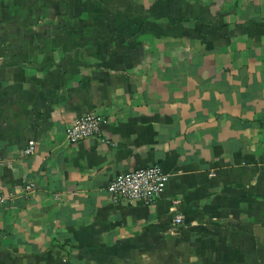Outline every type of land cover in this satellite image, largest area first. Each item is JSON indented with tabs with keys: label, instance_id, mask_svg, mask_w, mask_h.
Returning <instances> with one entry per match:
<instances>
[{
	"label": "crops",
	"instance_id": "crops-1",
	"mask_svg": "<svg viewBox=\"0 0 264 264\" xmlns=\"http://www.w3.org/2000/svg\"><path fill=\"white\" fill-rule=\"evenodd\" d=\"M0 190V264H264V0H0Z\"/></svg>",
	"mask_w": 264,
	"mask_h": 264
},
{
	"label": "built area",
	"instance_id": "built-area-1",
	"mask_svg": "<svg viewBox=\"0 0 264 264\" xmlns=\"http://www.w3.org/2000/svg\"><path fill=\"white\" fill-rule=\"evenodd\" d=\"M107 124V120L97 114L88 113L79 116L65 128L64 136L66 142L74 144L83 140L100 135L102 126ZM36 143L28 142L23 150L24 156H29L35 152ZM169 175L160 165H153L143 169L121 173L116 175L107 186L109 198L114 202L140 203L153 205L164 193ZM32 184L25 186V191H30ZM7 196L0 190V205L5 203ZM174 223L180 225L182 216L174 217Z\"/></svg>",
	"mask_w": 264,
	"mask_h": 264
}]
</instances>
